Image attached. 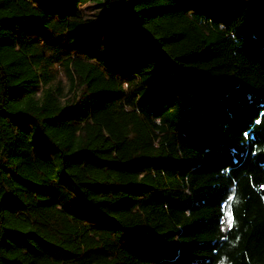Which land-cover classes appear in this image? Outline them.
I'll return each instance as SVG.
<instances>
[{
  "label": "trees",
  "instance_id": "obj_1",
  "mask_svg": "<svg viewBox=\"0 0 264 264\" xmlns=\"http://www.w3.org/2000/svg\"><path fill=\"white\" fill-rule=\"evenodd\" d=\"M0 264H264V0H0Z\"/></svg>",
  "mask_w": 264,
  "mask_h": 264
},
{
  "label": "rangeland",
  "instance_id": "obj_2",
  "mask_svg": "<svg viewBox=\"0 0 264 264\" xmlns=\"http://www.w3.org/2000/svg\"><path fill=\"white\" fill-rule=\"evenodd\" d=\"M61 78H62V82L63 83H66L67 79H66L65 74L62 73L61 74ZM230 220H231V215H230L229 212H227L226 217H225V223H226V225H229L230 224Z\"/></svg>",
  "mask_w": 264,
  "mask_h": 264
}]
</instances>
